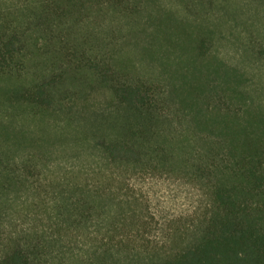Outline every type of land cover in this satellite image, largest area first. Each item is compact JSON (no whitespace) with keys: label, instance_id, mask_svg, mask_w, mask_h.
I'll use <instances>...</instances> for the list:
<instances>
[{"label":"trees","instance_id":"trees-1","mask_svg":"<svg viewBox=\"0 0 264 264\" xmlns=\"http://www.w3.org/2000/svg\"><path fill=\"white\" fill-rule=\"evenodd\" d=\"M218 31L161 0H0V264H264V103ZM16 111L87 134L78 157L94 182L41 227L18 229L8 208L50 152ZM133 176L180 181L199 202L156 220Z\"/></svg>","mask_w":264,"mask_h":264},{"label":"rangeland","instance_id":"rangeland-1","mask_svg":"<svg viewBox=\"0 0 264 264\" xmlns=\"http://www.w3.org/2000/svg\"><path fill=\"white\" fill-rule=\"evenodd\" d=\"M202 1L205 10L198 11L197 0H161L169 8L184 10L185 7L189 13L215 24L220 29L215 44L217 52L228 63L247 73L249 88L264 103V54L257 53L259 45L252 49L264 40V0ZM109 22L107 19L100 24L103 27ZM126 33L120 30V26L115 30V41L123 42L116 48L118 53H128V47L133 42V37ZM71 101H76V104L68 113L82 109L81 99L73 98ZM15 114V124L28 125L42 135L49 142L50 152L42 155L35 151L39 155L36 156L35 164L32 159L29 166L24 167L22 183L15 191L16 196L9 192L11 201L8 208L14 212L18 229H27L33 225L41 227L42 221L55 213L56 205L61 202L65 191L85 178L89 183L94 182L93 172H88L89 176L84 177V169H80V163L84 161L82 153L78 157L81 142L87 134L81 128H72L74 123L61 122V116L56 114L44 118L20 111ZM131 182L148 199L156 220L185 214L199 202L195 190L180 181L133 176ZM155 226L152 223L151 228Z\"/></svg>","mask_w":264,"mask_h":264}]
</instances>
